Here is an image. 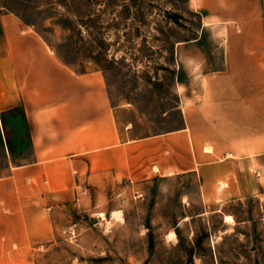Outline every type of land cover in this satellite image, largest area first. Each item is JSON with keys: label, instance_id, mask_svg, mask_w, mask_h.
I'll list each match as a JSON object with an SVG mask.
<instances>
[{"label": "rangeland", "instance_id": "rangeland-1", "mask_svg": "<svg viewBox=\"0 0 264 264\" xmlns=\"http://www.w3.org/2000/svg\"><path fill=\"white\" fill-rule=\"evenodd\" d=\"M195 2L0 0V13L77 74L104 79L126 139L96 153L94 168L84 161L33 178L48 197L26 212L52 228L47 239L34 233L36 264H264V156L217 152L230 148L227 137L183 130V111L197 118L216 91H237L220 81L231 75L222 72L228 36L203 25ZM5 134L4 119L0 177L11 172ZM26 191L15 184V196Z\"/></svg>", "mask_w": 264, "mask_h": 264}, {"label": "crops", "instance_id": "crops-1", "mask_svg": "<svg viewBox=\"0 0 264 264\" xmlns=\"http://www.w3.org/2000/svg\"><path fill=\"white\" fill-rule=\"evenodd\" d=\"M195 5L204 26L228 36L231 58L222 72L231 75L220 81L236 82L237 91H216L197 118L183 111V130L195 137H227L230 148L217 145V152L245 153L254 161L264 156V0ZM4 119L11 172L0 177V233L10 239L0 240V264H36L34 233L47 239L52 228L46 216L26 212L32 200L48 197L47 190L34 188L33 178L50 168H79L84 161L94 168L96 153L116 150L126 139L115 125L104 79L77 74L42 36L22 30L12 13H0V122ZM16 183L26 187L25 197L15 196Z\"/></svg>", "mask_w": 264, "mask_h": 264}, {"label": "bare ground", "instance_id": "bare-ground-1", "mask_svg": "<svg viewBox=\"0 0 264 264\" xmlns=\"http://www.w3.org/2000/svg\"><path fill=\"white\" fill-rule=\"evenodd\" d=\"M232 217L231 216H226V220H230Z\"/></svg>", "mask_w": 264, "mask_h": 264}]
</instances>
